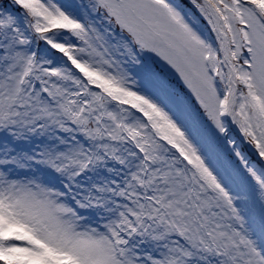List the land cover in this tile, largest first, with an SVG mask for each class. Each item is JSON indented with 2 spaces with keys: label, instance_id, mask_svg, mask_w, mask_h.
Segmentation results:
<instances>
[{
  "label": "snow or ice",
  "instance_id": "snow-or-ice-1",
  "mask_svg": "<svg viewBox=\"0 0 264 264\" xmlns=\"http://www.w3.org/2000/svg\"><path fill=\"white\" fill-rule=\"evenodd\" d=\"M0 264H264V0H0Z\"/></svg>",
  "mask_w": 264,
  "mask_h": 264
}]
</instances>
